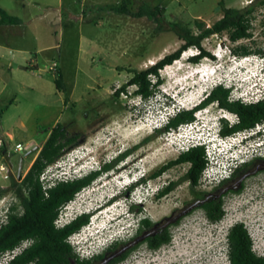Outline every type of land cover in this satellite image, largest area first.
Returning a JSON list of instances; mask_svg holds the SVG:
<instances>
[{
  "label": "rangeland",
  "instance_id": "obj_1",
  "mask_svg": "<svg viewBox=\"0 0 264 264\" xmlns=\"http://www.w3.org/2000/svg\"><path fill=\"white\" fill-rule=\"evenodd\" d=\"M257 1L225 0L228 8L239 10L255 5L250 16L251 40L232 42L227 34L212 35L204 40L203 46L215 59L205 58L198 64L190 61L198 51L194 47L188 49L179 60L160 71L163 79L160 91L135 111L133 100L122 94L116 98L115 90L132 78L131 71L153 66L184 44L171 30L170 23L186 25L200 19L210 27L221 19L220 0H105V5L64 0L62 7H41L30 0H0V7L23 23L14 29L15 34L3 33L0 28V42L30 50L24 58L14 61L11 50L6 49L0 60V111H3L0 165L12 166L9 179L0 173V188L7 189L0 192V203L3 199H17L11 189V178L18 176L21 161L22 177L27 173L51 130L61 123L68 136L77 139L74 142L77 152L65 154L59 164L47 168L48 173L68 175L98 169L112 161L116 153L140 144L128 159L137 161L136 165L126 170L117 167L103 174L62 210L60 219L64 223L84 213L91 215L89 225L72 238L80 257L113 241L128 239L141 218L147 217L154 224L144 233L159 230L171 221L172 211L183 202L184 218L171 227L169 245L156 253L142 246L120 264H230L227 236L238 223L247 227L254 251L264 257V175L251 179L242 193L225 198L226 214L218 223L209 221L204 210L197 209L200 205L191 212L194 204L188 206L192 203V192L187 181H182L167 196L156 197L166 183L183 179L187 164L131 189L138 169L148 178L154 170L180 155L165 145L163 134L152 136L154 132L138 130L143 115L164 105L166 93L173 102L190 110L200 104L215 79H230L243 90L247 88L242 83L244 79L256 78L264 71L261 65L244 66L233 57L234 49L241 46L251 51L264 49V6ZM144 3L163 10L159 21L135 16ZM117 8H127L132 14L118 13ZM194 31L197 33L195 26ZM41 59L39 68L31 67V63L36 66ZM55 61L59 63L65 91L57 89L56 76L49 71ZM134 90L135 86L127 88L130 92ZM205 109L210 119L220 115L218 103ZM225 121L221 118L222 126ZM261 128L264 130V126ZM149 137L152 138L147 140ZM30 143H33L31 152L16 149L17 144ZM199 189L207 193L201 201L210 197L211 190ZM131 206L141 209L133 213Z\"/></svg>",
  "mask_w": 264,
  "mask_h": 264
},
{
  "label": "trees",
  "instance_id": "obj_2",
  "mask_svg": "<svg viewBox=\"0 0 264 264\" xmlns=\"http://www.w3.org/2000/svg\"><path fill=\"white\" fill-rule=\"evenodd\" d=\"M257 4L264 6V0H258ZM219 6L223 16L210 27L200 19H196L194 25L190 23L186 25L170 23L171 30L184 41V44L176 52L166 55L153 66L142 71H131L132 78L125 85L118 88L114 96L119 98L122 92H127L129 86H135L134 94L141 96L144 100H149L160 91V86L163 84L160 71L179 60L188 49L194 47L198 50L197 54L190 57L191 62L198 64L205 58L215 59L203 46L204 40L210 36L227 34L232 42H238L252 36L250 16L253 13V8L250 10L247 8L243 10L228 8L225 0H220ZM251 6L255 7L253 4ZM115 10L122 14H132L127 8H117ZM162 15V9L144 3L135 16L148 17L159 21ZM21 22L19 17L9 14L0 7V25H17ZM194 26L197 33L194 31ZM252 52L245 46L234 49V53L238 56H248ZM55 76L57 89L65 91L63 76L59 69ZM229 93L230 91L222 86L214 89L200 104L190 110L182 111L171 121L169 127L155 131L152 136L161 135L170 127L176 128L182 123L193 121L195 119L194 114L197 111L214 103H218L221 108H225L239 117V122L233 126H229L226 121L224 122L221 129L223 136L248 131L259 125H264V102L253 105L240 102L231 103L228 101ZM2 115L3 111L1 110L0 118ZM150 138L152 137L147 140ZM76 140L75 137L68 136L63 124L58 123L51 130L27 173L23 177L21 175L20 178L19 174L11 178V189L14 190L18 203L13 204L8 223L0 229V255L14 250L24 241L29 240L31 244L8 264H82L81 257L76 253L75 247L69 239L89 225L91 215L84 213L76 216L62 227H58L56 221L61 216L62 210L73 202L78 194L92 186L103 174L110 172L115 165L113 162H109L103 166V169L93 171L83 178L60 182L49 189L47 196L41 182L42 173L64 156L66 152L76 147L77 144H74ZM139 147L140 144L135 146L136 149ZM6 152V150L3 151V153ZM28 152H31V150ZM206 163L204 147H196L154 170L150 178H159L174 166L187 164L189 168L183 179L177 181L174 185L187 181L190 184L191 192L194 193L199 186ZM172 188L173 185L166 187L160 191L157 197L165 196ZM6 191L7 189L0 188L1 193ZM205 194L207 193L201 191V195ZM212 206L213 203L207 202L201 208L209 221L218 223L223 220L225 213L221 208L218 210L212 209ZM133 208L131 206V210ZM142 221L147 229L151 227L152 221L149 218L144 217ZM147 242L154 248L169 245L172 242L171 232L169 231L160 240L156 236L147 239ZM227 253L230 264H264V257L259 256L254 251L253 240L243 223L236 224L229 230Z\"/></svg>",
  "mask_w": 264,
  "mask_h": 264
},
{
  "label": "built area",
  "instance_id": "obj_3",
  "mask_svg": "<svg viewBox=\"0 0 264 264\" xmlns=\"http://www.w3.org/2000/svg\"><path fill=\"white\" fill-rule=\"evenodd\" d=\"M215 35L219 36V34H215ZM233 57L236 58L237 62H239L244 66L251 65L252 63H256L257 65H261L262 69L264 70V57H261L256 54L242 56V57H238L237 55H235ZM31 67L35 68L34 63H31ZM58 69H59V63L57 61H55L49 67V71L54 72V74L58 71ZM215 71L216 70L212 72V75H214ZM262 74H264V71L261 72V75L257 76L256 78L254 77L252 79L251 78L244 79L242 83H245L247 85V88L243 90L234 86L232 80L230 79L224 81L222 79L220 81L215 79V82H213V84L211 85L210 90L206 92L204 98L213 89L222 86L230 91L228 96V101L231 103L240 102L246 105H253L264 102V75L262 78ZM253 79H256V81L254 80L253 82ZM259 83H260V87L258 86ZM134 91L122 92V95H124L127 99L133 100L134 110L138 111V108L141 107L142 102H147L150 99L144 100L141 96L134 95ZM166 94H168L166 101L164 102V105L161 108L149 110L150 114L148 115L145 114L142 116V119L140 120L141 124H139L138 130L155 132L157 130L165 129L166 127H169L171 121L175 117H177L178 114H180L184 110H189L187 107H185L184 104L173 102L169 97L170 94L169 93ZM135 100H138L139 103H136ZM206 110L207 109H204V111H197L194 114L195 119L191 122L182 123L176 128L170 127L167 131L163 133L162 138L164 139L165 145L170 147L173 151H175L178 154L188 152L196 147H204L207 163L200 178L199 186L210 191L213 187L219 185L225 180L230 179L234 171L237 168H239L241 165L251 161L255 157H264V130L261 128V126L264 125H259L256 128L248 131H241L235 134L223 136L221 134V129H222L221 118L225 119L226 122H228L229 126H233L234 124L239 122L238 115L233 114L226 109H221L219 116H215L210 119V117L207 116L209 115V111ZM256 140H258V142H256L255 144L250 143ZM32 146L33 143H30L27 146H23L22 144H17L16 149L18 151H28L32 148ZM75 149L76 148H72L71 150L66 152V154L67 153L73 154V152H77ZM62 157L58 159L51 166H55L59 164ZM75 165L76 164L74 163L73 166ZM99 169L100 167H98V169H90V170L85 169L83 171L82 170L78 171L77 173L73 172V174L72 172H69L68 175H62L61 172L55 173L54 171L48 173L46 169L41 175L43 190L45 194L48 196L49 189L54 187L56 184L60 182H68L83 178L88 174H90L91 172ZM11 172H12L11 165H7V164L0 165V173H4L5 179L10 178ZM16 203H18V200L15 198L12 199L11 201L6 199L1 200L0 229L8 223L11 207L13 206V204ZM60 218L61 216L56 221V225L58 227H62L72 220L68 218V221L64 223ZM250 236L252 238L251 233ZM73 237H71L69 241L75 247V244L72 239ZM28 246L29 244L24 242L18 247H16L14 250L8 251L0 255V264L10 263L17 255L21 254Z\"/></svg>",
  "mask_w": 264,
  "mask_h": 264
},
{
  "label": "flooded vegetation",
  "instance_id": "obj_4",
  "mask_svg": "<svg viewBox=\"0 0 264 264\" xmlns=\"http://www.w3.org/2000/svg\"><path fill=\"white\" fill-rule=\"evenodd\" d=\"M252 8L254 9L255 7H253L251 5L247 7L248 10H250ZM251 39H252V36L250 38H246V40H251ZM257 51L258 50L253 51L250 55L256 54V55H259L261 57H264V49H261V51H258V52ZM212 91L204 99H206L212 93ZM221 109H225V108H221ZM135 151H136V148L133 147L131 149H125L123 151H120L118 154L116 153L115 157H113V159L111 161L115 165L112 168V170H114L117 167L121 168L122 170H126V169L136 165L137 161H135V162H133L132 160L128 161V159L135 153ZM103 161H104V158H103ZM105 164H106V162L100 166V170L103 169V166ZM184 165L185 164H180V165L174 166L173 168L178 167V166H184ZM173 168H171V169H173ZM150 175L148 178L146 177L144 180H141L139 183L132 186V189L134 187L146 184L148 180H155V179H151ZM260 175H264V157H255L251 161H249V162L241 165L239 168H237L234 171V173L232 174V177L230 179L225 180L222 183H220L219 185L213 187L211 189V191L209 192L210 197H208V200L205 203H207V202L213 203L212 209L218 210L219 208H221L224 211V213L226 214V208L224 206L225 205V202H224L225 198L228 195L242 193L245 190V188L247 187V185L249 184L250 180L253 178H256ZM177 181H179V180L169 181L168 183H166V186L163 187V189H165L168 186L173 185L172 190L168 194L174 192L178 188V186L180 185V184L174 185ZM199 187L200 186H198L196 188L195 192L192 193V203H190V205H188V206H191L192 204L195 205L197 202L201 203L202 195H201V189H199ZM159 193H160V191H159ZM159 193H157V195ZM168 194H166L165 196H167ZM157 195H156V197H157ZM162 197H164V196H162ZM157 198H159V197H157ZM205 203H203V204H205ZM203 204L201 203L197 209H201ZM133 207H134L133 213H138V211L141 209V207H139V206H133ZM188 209H189V207H188ZM185 211H186V207H185V203L183 202L181 206L178 205L172 211L171 221L168 224L161 226L158 230V233L155 236H151V237L146 238V240H144L143 242L133 246L132 248H130L129 250H127L126 252H124L120 256L112 258L111 260H109V262H107L105 264L123 263L134 252H136L142 246H146V248L149 251L156 253L157 251L162 249V247L161 248H154L151 244H149L147 242V239L152 238V237H156V236H158V240L162 239L170 231L171 227L176 226L181 222V220L184 218ZM192 211L194 212V211H196V209L191 210V212ZM153 226H154V224L152 222V225L149 229H151ZM146 230H148V229L146 228V225H145V223H143L142 218H141L139 221L137 229L131 235V237H129L128 239H125V240L113 241L112 243L105 245L104 247L98 249L97 251H95L93 253H89L85 257H81L82 264H103L107 259H110L117 252V250H119L125 244V242H127L130 239H133V238L140 236ZM27 241H29V240H27Z\"/></svg>",
  "mask_w": 264,
  "mask_h": 264
},
{
  "label": "crops",
  "instance_id": "obj_5",
  "mask_svg": "<svg viewBox=\"0 0 264 264\" xmlns=\"http://www.w3.org/2000/svg\"><path fill=\"white\" fill-rule=\"evenodd\" d=\"M30 1L35 2L36 5L41 6V7H43V6H46V7L47 6L48 7H51V6L52 7H55L56 5L59 6V7H62L63 4H64V0H57V2L55 4H54V1H56V0H54V1L51 0V1H53L52 3H51L50 0H43V1L42 0H30ZM87 2H89L91 4L94 3V4H97V5H105V3H106L105 0H93V1L92 0H82V4L83 5L86 4ZM53 5H55V6H53ZM22 24L23 23L21 22L20 24H17V25H0V28H2L3 33L11 32V34H15L14 33V29L16 27H21ZM6 49H10L11 50L12 57H13V60L14 61H16L15 60L16 58L17 59L24 58V54L25 53H30V50H24L23 48L14 47L12 45L6 46V44H4L3 42H0V60H1L2 57H4V51H6ZM42 62H43L42 59L39 60L38 61L39 64L37 63V65L35 66V68H39L40 67V64ZM0 139H2V137H0Z\"/></svg>",
  "mask_w": 264,
  "mask_h": 264
},
{
  "label": "water",
  "instance_id": "obj_6",
  "mask_svg": "<svg viewBox=\"0 0 264 264\" xmlns=\"http://www.w3.org/2000/svg\"><path fill=\"white\" fill-rule=\"evenodd\" d=\"M22 161H21V165H20V169H19V178L21 176V170H22ZM208 199L204 200V201H201V203H205ZM200 202H197L195 205H193L191 209H193L194 207L198 206L201 204ZM158 233V230L153 229L151 230L150 232H146V233H143L142 235L130 240L128 243L124 244L119 250H117V252L110 258V259H107L103 264L109 262V260H111L112 258L114 257H118L120 256L121 254H123L124 252H126L127 250H129L130 248H132L133 246L143 242L144 240H146V238L148 237H151V236H155L156 234Z\"/></svg>",
  "mask_w": 264,
  "mask_h": 264
},
{
  "label": "clouds",
  "instance_id": "obj_7",
  "mask_svg": "<svg viewBox=\"0 0 264 264\" xmlns=\"http://www.w3.org/2000/svg\"><path fill=\"white\" fill-rule=\"evenodd\" d=\"M170 96V95H169ZM111 162V161H109ZM135 175L133 178V181L131 182L133 185L139 183L141 180H144L146 178V174L145 173H142V171H140V169H138L136 172H135ZM130 183V184H131ZM27 244L30 245L31 241H25Z\"/></svg>",
  "mask_w": 264,
  "mask_h": 264
},
{
  "label": "bare ground",
  "instance_id": "obj_8",
  "mask_svg": "<svg viewBox=\"0 0 264 264\" xmlns=\"http://www.w3.org/2000/svg\"><path fill=\"white\" fill-rule=\"evenodd\" d=\"M184 84V83H183ZM187 87V86H186ZM184 89V88H183Z\"/></svg>",
  "mask_w": 264,
  "mask_h": 264
}]
</instances>
